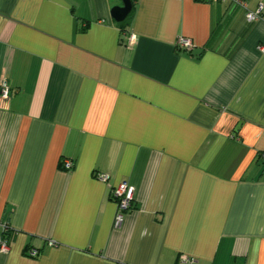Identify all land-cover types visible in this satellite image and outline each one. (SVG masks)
Listing matches in <instances>:
<instances>
[{
	"label": "crops",
	"instance_id": "0c3cea01",
	"mask_svg": "<svg viewBox=\"0 0 264 264\" xmlns=\"http://www.w3.org/2000/svg\"><path fill=\"white\" fill-rule=\"evenodd\" d=\"M131 1L0 0V264H264V12Z\"/></svg>",
	"mask_w": 264,
	"mask_h": 264
},
{
	"label": "built area",
	"instance_id": "2783aa9c",
	"mask_svg": "<svg viewBox=\"0 0 264 264\" xmlns=\"http://www.w3.org/2000/svg\"><path fill=\"white\" fill-rule=\"evenodd\" d=\"M215 3H228L240 7L245 11V18L248 22L258 21L261 19V16L264 12V5L259 3L256 6V9L253 11L248 10L247 0H206ZM176 48L178 50H191L193 49V43L190 39L180 37L176 41ZM262 50V48H259ZM9 96V88L5 81H0V97L7 99ZM264 159V155H260ZM62 167L66 171H70L73 167V164L69 160H63ZM96 178L105 183L107 182L108 177L104 174H98ZM111 198L116 204V212L113 220V227L119 228L123 221V216L125 212L131 209L133 199H134V188L126 184L125 182L120 183L111 191ZM8 229L7 223L2 224V230L5 232ZM49 246H54L56 243L52 240L47 242ZM9 249L8 241L5 237H0V252H7ZM37 251L32 249L28 253L30 257L37 255ZM192 261V258L188 256L181 255L178 259V264H189Z\"/></svg>",
	"mask_w": 264,
	"mask_h": 264
},
{
	"label": "water",
	"instance_id": "95a60500",
	"mask_svg": "<svg viewBox=\"0 0 264 264\" xmlns=\"http://www.w3.org/2000/svg\"><path fill=\"white\" fill-rule=\"evenodd\" d=\"M120 5L110 10V17L115 23H122L130 15L133 5L131 0H119Z\"/></svg>",
	"mask_w": 264,
	"mask_h": 264
},
{
	"label": "trees",
	"instance_id": "16d2710c",
	"mask_svg": "<svg viewBox=\"0 0 264 264\" xmlns=\"http://www.w3.org/2000/svg\"><path fill=\"white\" fill-rule=\"evenodd\" d=\"M125 22V21H124ZM8 231V229L5 231V232H7ZM7 239V238H6Z\"/></svg>",
	"mask_w": 264,
	"mask_h": 264
}]
</instances>
